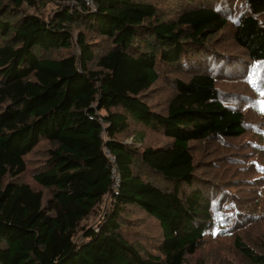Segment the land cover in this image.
Listing matches in <instances>:
<instances>
[{"label": "trees", "instance_id": "1", "mask_svg": "<svg viewBox=\"0 0 264 264\" xmlns=\"http://www.w3.org/2000/svg\"><path fill=\"white\" fill-rule=\"evenodd\" d=\"M53 1L44 18L24 10L34 0H0V264H200L186 256L215 223L189 142L244 132L208 71L237 0ZM240 2L231 39L264 73V0ZM158 80L171 86L162 110L144 96ZM147 130L166 140L142 145ZM40 140L31 179L45 194L18 181ZM103 197L94 226L78 227ZM128 208L156 221L149 246L124 237ZM233 242L264 264V232L259 251Z\"/></svg>", "mask_w": 264, "mask_h": 264}, {"label": "rangeland", "instance_id": "2", "mask_svg": "<svg viewBox=\"0 0 264 264\" xmlns=\"http://www.w3.org/2000/svg\"><path fill=\"white\" fill-rule=\"evenodd\" d=\"M240 0L223 13L225 27L211 36L208 46L215 58V68L208 69L216 76L223 104L239 109L243 114L244 132L227 139H215L189 142L194 171L203 182L210 203V212L215 225L205 230L204 238L197 250L186 256L189 263L200 264H249L234 245L233 238L240 240L254 251H259L258 242L264 232V73L260 64L249 61L246 55L231 39V32L240 14L246 12ZM166 4L162 3V7ZM27 13L47 17L56 4L53 0H34L32 6L23 4ZM170 15L169 9L163 10ZM258 20L264 26V12L258 14ZM223 51V52H221ZM53 53L52 56H56ZM213 64V63H212ZM210 64V65H212ZM163 74L182 77L183 71H174L161 67ZM153 90L145 96L146 102L155 108H162L171 86L158 80ZM142 145H155L166 140L161 135L147 130ZM125 136V135H124ZM124 138V137H123ZM127 142L131 136H125ZM47 143H39L25 157V171L18 181L28 183L34 189L45 190L31 179L33 169L44 159ZM107 206L103 197L91 214L83 219L78 227L94 226L100 211ZM123 235L132 243L139 241L149 246L159 238V228L153 219L138 209L125 210ZM221 229V230H219Z\"/></svg>", "mask_w": 264, "mask_h": 264}, {"label": "built area", "instance_id": "3", "mask_svg": "<svg viewBox=\"0 0 264 264\" xmlns=\"http://www.w3.org/2000/svg\"><path fill=\"white\" fill-rule=\"evenodd\" d=\"M86 4H87L88 6H89V5H90V6L92 5V3H91L90 0H87V1H86Z\"/></svg>", "mask_w": 264, "mask_h": 264}, {"label": "snow or ice", "instance_id": "4", "mask_svg": "<svg viewBox=\"0 0 264 264\" xmlns=\"http://www.w3.org/2000/svg\"><path fill=\"white\" fill-rule=\"evenodd\" d=\"M261 111H264V107L261 108Z\"/></svg>", "mask_w": 264, "mask_h": 264}]
</instances>
